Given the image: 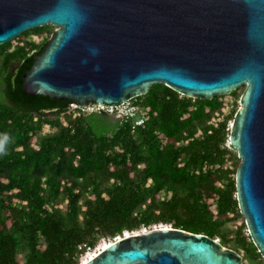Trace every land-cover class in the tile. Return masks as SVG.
<instances>
[{
    "label": "trees",
    "instance_id": "obj_1",
    "mask_svg": "<svg viewBox=\"0 0 264 264\" xmlns=\"http://www.w3.org/2000/svg\"><path fill=\"white\" fill-rule=\"evenodd\" d=\"M26 32L0 44V136L9 137L0 154V264H79L86 246L157 224L263 259L244 221L226 227L240 215L228 121L243 84L197 98L153 83L131 98L144 117L132 128L130 119L24 92L21 76L46 41L24 40Z\"/></svg>",
    "mask_w": 264,
    "mask_h": 264
},
{
    "label": "water",
    "instance_id": "obj_2",
    "mask_svg": "<svg viewBox=\"0 0 264 264\" xmlns=\"http://www.w3.org/2000/svg\"><path fill=\"white\" fill-rule=\"evenodd\" d=\"M44 24L56 29L21 76L29 94L117 106L153 83L197 98L245 84L228 144L238 208L264 258V0H0V44ZM79 264L244 263L218 239L161 225Z\"/></svg>",
    "mask_w": 264,
    "mask_h": 264
},
{
    "label": "rangeland",
    "instance_id": "obj_3",
    "mask_svg": "<svg viewBox=\"0 0 264 264\" xmlns=\"http://www.w3.org/2000/svg\"><path fill=\"white\" fill-rule=\"evenodd\" d=\"M41 26H43L42 28H40L39 30H31V29H27V32H26V30H25V32H26V34H22L23 36H22V38L24 39V40H29V39H34L35 37L37 38V40L38 41H40V40H42V39H47L49 36H50V34H51V32H53L55 29H56V27L55 26H53V25H51V24H44V25H41ZM24 32V31H23ZM20 35H21V33H20ZM20 35H17V36H20ZM11 44H13L12 42H11ZM12 46V45H11ZM244 85V87H243V90H244V88H245V84H243ZM243 92V91H242ZM241 95V94H240ZM233 96L232 97H229L228 96V98H227V100H228V106H227V111L228 110H230L231 109V107H232V105H233ZM132 100V99H131ZM240 106V103H239V99L237 100V106H236V108H238ZM237 110V109H236ZM231 119L228 121V124L230 125V123H231ZM47 130V127H43L42 128V131H46ZM242 221H244V217L242 216V214L240 213V215H235L233 218H231L230 220H228L227 222H226V227L228 228V229H230L231 230V232H232V230H234ZM245 222V221H244ZM142 229H144V228H141L140 230H142ZM246 231H245V234H248V232H247V228L245 229ZM130 232V231H129ZM117 237V236H116ZM114 238H112V239H110V240H113ZM215 239H218V238H215ZM106 241H108L107 239L106 240H104V239H102V240H100L97 244H96V246H94L92 249H94V250H92V251H90L89 253H84L82 256H80V258L82 257V261H84V260H86L87 259V257H88V255L91 253V254H96V252L97 251H99V250H101L103 247H104V245H106L105 243H106ZM107 244H108V242H107ZM228 247H230V248H233V249H236V248H234V247H231V246H228ZM238 252H239V254H241V256H242V261H243V263L244 264H264V258L263 259H256V260H253V261H249V259H248V257H246V255H245V253L243 252V250L242 249H238Z\"/></svg>",
    "mask_w": 264,
    "mask_h": 264
},
{
    "label": "built area",
    "instance_id": "obj_4",
    "mask_svg": "<svg viewBox=\"0 0 264 264\" xmlns=\"http://www.w3.org/2000/svg\"><path fill=\"white\" fill-rule=\"evenodd\" d=\"M69 108L71 110H74L77 108H80V110H84V109L85 110H91V109L103 110L109 114H113L115 116L130 119L132 128H134L137 125H141L144 122V117L137 112L136 106L134 105L131 99L125 100L124 102H122L120 105H117V106L108 105V104H98L95 102L87 106H80L77 102L72 101L69 103ZM161 225H166V224H157L154 226H161ZM92 250L94 249L90 248L89 246H86L85 252L87 253Z\"/></svg>",
    "mask_w": 264,
    "mask_h": 264
},
{
    "label": "clouds",
    "instance_id": "obj_5",
    "mask_svg": "<svg viewBox=\"0 0 264 264\" xmlns=\"http://www.w3.org/2000/svg\"><path fill=\"white\" fill-rule=\"evenodd\" d=\"M8 142H9V137L7 134L0 136V154H6L5 146Z\"/></svg>",
    "mask_w": 264,
    "mask_h": 264
},
{
    "label": "bare ground",
    "instance_id": "obj_6",
    "mask_svg": "<svg viewBox=\"0 0 264 264\" xmlns=\"http://www.w3.org/2000/svg\"><path fill=\"white\" fill-rule=\"evenodd\" d=\"M105 244L107 245V242H106ZM106 245H104V247H105ZM104 247H103V248H104ZM89 252H90V251H89ZM89 252H87V253H89ZM93 255H94V254H91V253H90V254L88 255L87 259L90 258V257L93 256Z\"/></svg>",
    "mask_w": 264,
    "mask_h": 264
}]
</instances>
